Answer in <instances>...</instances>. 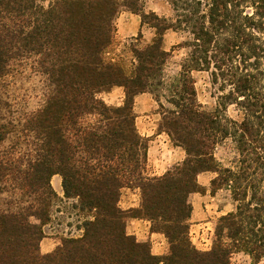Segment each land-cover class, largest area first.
<instances>
[{
  "label": "trees",
  "instance_id": "trees-1",
  "mask_svg": "<svg viewBox=\"0 0 264 264\" xmlns=\"http://www.w3.org/2000/svg\"><path fill=\"white\" fill-rule=\"evenodd\" d=\"M169 4L171 17L144 12L140 0H0V76L22 55L34 57L50 83L25 128L35 138L26 159L0 153V184L31 196L27 207L0 212V264H232L240 252L254 263L264 258V0ZM121 6L154 31L144 48L131 47L135 62L128 73L108 58ZM168 30L185 34L171 51L186 53L166 82ZM193 72L207 73L216 87L212 110L198 102ZM113 87L123 89L121 105L100 97ZM144 92L161 108L159 130L185 152L180 164L156 177L144 173L147 142L135 127L134 97ZM229 106L238 119L227 115ZM9 134L0 123V145ZM227 140L237 155L223 166L214 151ZM201 172L215 173L211 193L224 188L235 203L217 219L205 251L195 248L188 231V196L205 191L196 179ZM53 175L61 177L63 196L76 198L90 218L80 236L62 238L41 254L42 227L57 198ZM124 187L139 190L138 208L119 206ZM127 217L149 220L167 238L169 254L152 255L148 243L128 234Z\"/></svg>",
  "mask_w": 264,
  "mask_h": 264
},
{
  "label": "rangeland",
  "instance_id": "rangeland-1",
  "mask_svg": "<svg viewBox=\"0 0 264 264\" xmlns=\"http://www.w3.org/2000/svg\"><path fill=\"white\" fill-rule=\"evenodd\" d=\"M119 1L123 2V0ZM170 1L140 0V4L143 6L144 12L153 10L160 16L171 17L173 13L170 8ZM121 10L127 9L121 6L118 13ZM144 28H148V26L144 24ZM178 34L179 41L182 42L185 34ZM146 45L141 39L136 38L124 41L114 39V43L109 49L108 58H114L128 73L135 62V59L132 61L134 57L130 50L131 47L142 49ZM185 53V50L180 52L182 57L179 58V63ZM179 67L173 65V59H167L163 66L164 80L166 82L171 81L177 75ZM192 76L198 102L204 110H212L216 105L218 95L216 87L211 84L209 76L205 72H195ZM49 86V81L38 69L34 57L20 55L11 60L7 73L0 76V123L5 124L10 131L8 138L0 145V153H11L15 159H26V151L34 146L35 138L32 132L25 128L34 111L43 104ZM159 94L167 96L165 90L159 91ZM100 97L109 104L110 100L106 98L105 92H102ZM159 100L164 106H167L162 95H160ZM156 110L161 112L157 103ZM226 113L232 118L238 119L240 117L234 106H229ZM214 155L221 165H231L237 154L233 144L227 140L216 147ZM58 176L53 175L50 179V184L56 192L57 198L52 199L49 221L42 227L44 237L39 244L41 254L52 252L60 245L62 238L80 236L83 221L90 218V212L82 209L76 198H66L61 189H55V179L61 178ZM0 187L2 189L0 192V212L14 211L29 205L31 196L21 193L13 183L12 185L3 183L0 184ZM217 192V199L221 202L223 198H228L230 195L229 191L224 188L218 189ZM30 220L37 223L35 218H30ZM231 262L232 264H264V258L258 263H254L247 254L240 252L232 255Z\"/></svg>",
  "mask_w": 264,
  "mask_h": 264
},
{
  "label": "crops",
  "instance_id": "crops-1",
  "mask_svg": "<svg viewBox=\"0 0 264 264\" xmlns=\"http://www.w3.org/2000/svg\"><path fill=\"white\" fill-rule=\"evenodd\" d=\"M139 34L144 44L150 43L154 37L153 29L144 28L138 15L128 10H121L117 13L114 36L116 41L133 40ZM179 39L177 32L168 30L164 33L162 40V48L170 52L167 59H173V65L178 67L179 58L182 57L180 52L184 49L176 47L171 51V48L180 43ZM105 95L110 100L108 105L118 106L122 104L123 89L121 87H113L105 92ZM133 111L137 132L147 142L145 175L149 177L161 176L173 166L180 164L185 158V152L181 147L174 145L166 133L159 130L160 114L156 110V102L152 96L146 92L135 95ZM214 176L215 173L213 172L199 173L196 179L205 191L203 193L194 192L188 196V202L191 206L188 220L189 239L199 250L210 249L214 239L215 220L217 221L220 216L233 211L235 208V203L230 195L228 198H223L221 202L217 199V191L214 194L210 192V181ZM55 184L56 190H62L61 178L55 179ZM140 204L141 196L137 188L124 187L121 189L119 206L123 210L138 208ZM125 230L128 234L133 235L138 242L148 243L152 255L162 257L169 254L167 238L161 232L152 230L149 220L127 217Z\"/></svg>",
  "mask_w": 264,
  "mask_h": 264
}]
</instances>
